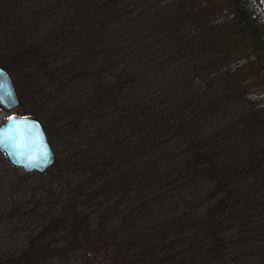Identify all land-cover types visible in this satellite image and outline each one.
<instances>
[{
  "label": "trees",
  "instance_id": "obj_1",
  "mask_svg": "<svg viewBox=\"0 0 264 264\" xmlns=\"http://www.w3.org/2000/svg\"><path fill=\"white\" fill-rule=\"evenodd\" d=\"M0 42L59 125L74 120L95 147L81 154L86 203L61 219L93 224L87 253L264 264V107L250 80L264 78V0H0ZM51 254L34 239L18 256Z\"/></svg>",
  "mask_w": 264,
  "mask_h": 264
},
{
  "label": "rangeland",
  "instance_id": "obj_2",
  "mask_svg": "<svg viewBox=\"0 0 264 264\" xmlns=\"http://www.w3.org/2000/svg\"><path fill=\"white\" fill-rule=\"evenodd\" d=\"M0 59L8 64L9 68L6 70L14 82L20 100V105L14 109H5L0 106V123L12 115L35 114V117L43 124L55 153V162L44 173H26L10 166L0 152V264H21L18 255L27 245L33 243L34 239L43 240L46 250L54 252L48 255V264H103L104 254L99 248L94 253L86 252L87 236L90 237L87 233L94 229L93 224H81L78 228H74L73 225L68 226L67 221L61 220L66 214H73V209L70 208L75 205L80 207L86 203L78 202V199L82 200L88 191L87 185L83 187L88 176L82 169L87 162L83 156H86L85 153L94 151L95 147H91L90 150L86 148L90 143L79 131V126H76L74 120H68L74 127L66 128L59 125L66 120L61 117V114L58 119L57 112L50 110L44 104L45 97L33 90V81L31 82L30 78L23 75V70L11 61L8 52L2 47H0ZM256 65L260 67L259 63ZM257 66H255L256 74L259 71ZM250 80L257 99L255 111L263 109L264 78L255 76V79L250 78ZM98 165L101 170L102 163ZM133 167L137 169L135 180L139 181L142 176L143 161L133 163ZM106 188L112 189L110 184L106 185ZM103 193L105 194L104 190ZM142 194V189H139V195ZM93 210H95L93 215L96 222L95 232H102L105 226L104 216L96 207ZM88 220L91 221L90 217ZM74 235L77 236L78 244L75 243L70 251L63 250L59 253L54 251L56 247L61 246L60 238L66 239V244L69 246L74 240ZM27 264L38 263L33 261Z\"/></svg>",
  "mask_w": 264,
  "mask_h": 264
},
{
  "label": "water",
  "instance_id": "obj_3",
  "mask_svg": "<svg viewBox=\"0 0 264 264\" xmlns=\"http://www.w3.org/2000/svg\"><path fill=\"white\" fill-rule=\"evenodd\" d=\"M19 105L14 82L0 65V106L14 109ZM0 151L10 166L26 173H44L55 162L45 128L35 116L12 115L1 122Z\"/></svg>",
  "mask_w": 264,
  "mask_h": 264
},
{
  "label": "bare ground",
  "instance_id": "obj_4",
  "mask_svg": "<svg viewBox=\"0 0 264 264\" xmlns=\"http://www.w3.org/2000/svg\"><path fill=\"white\" fill-rule=\"evenodd\" d=\"M30 116H32V115H30Z\"/></svg>",
  "mask_w": 264,
  "mask_h": 264
}]
</instances>
